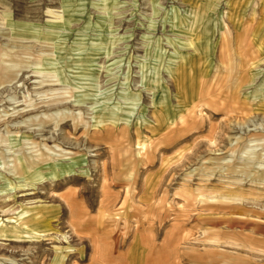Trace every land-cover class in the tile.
<instances>
[{
  "label": "rangeland",
  "instance_id": "rangeland-1",
  "mask_svg": "<svg viewBox=\"0 0 264 264\" xmlns=\"http://www.w3.org/2000/svg\"><path fill=\"white\" fill-rule=\"evenodd\" d=\"M0 74V264H264V0H0Z\"/></svg>",
  "mask_w": 264,
  "mask_h": 264
},
{
  "label": "bare ground",
  "instance_id": "bare-ground-1",
  "mask_svg": "<svg viewBox=\"0 0 264 264\" xmlns=\"http://www.w3.org/2000/svg\"><path fill=\"white\" fill-rule=\"evenodd\" d=\"M261 3V2H260ZM224 29V28H223ZM237 54H238V59H236L235 60V64H236V66L238 67L237 68V73L240 75L241 74V72H242V70L245 68V66H246V63H247V61H245L246 60V56L243 54V53H240V52H237ZM250 64V63H249ZM204 68V67H203ZM203 68H201V69H203ZM177 70H180L179 71V75H178V78L182 81L180 84L182 85H184V83H183V81H184V79H185V77H187V74H186V72L187 71H185V69H183V66L181 65V66H179L178 68H176ZM173 70H174V68H173ZM4 74H7V72H5L4 71ZM1 75V74H0ZM182 87V86H181ZM180 87V88H181ZM231 96V95H230ZM229 96V97H230ZM193 106H191V108H192ZM233 107V109L235 110L236 109V107H235V105L234 106H232ZM185 111V110H184ZM204 111V110H203ZM190 115V113H187L185 116H182V115H178V117L176 118H171L170 120H171V122H170V124H167V125H165L164 127H162V129H161V127H160V131H165V130H170L171 128H173L172 130H173V132L176 130L175 128L177 127V129H178V122H179V124H181V131L182 130H184L183 128L185 127L186 128V126H187V118H188V116ZM213 115V114H212ZM180 117V121H178V118ZM112 120H113V122H119V121H122V122H124V124H126V125H129L128 123V121H129V119H126V121H125V118H120L119 116H117V115H115L114 113H113V115H112V118H111ZM210 119V118H209ZM206 120H207V118H206ZM211 120V119H210ZM103 122H104V119H101V118H97L96 119V125H98V126H100V125H102L103 124ZM207 122V121H206ZM105 126V125H104ZM205 127V126H204ZM155 128V127H154ZM153 128V129H154ZM156 130H159V129H157L156 128ZM158 132V131H157ZM163 134V133H162ZM168 135V134H167ZM167 135H163L164 137L165 136H167ZM170 138H171V136H169ZM170 138H167V139H170ZM214 140V139H213ZM138 152H139V154L141 153L140 152V150H142L143 148H141V147H138ZM81 162V161H80ZM80 162H78V163H80ZM77 162H72V163H69L68 165H66V164H64V165H62L61 164V174L62 173H67V172H71V171H74V165L76 164ZM102 166V165H101ZM246 166H248V164L246 165ZM245 166V167H246ZM60 168V167H59ZM81 169H83V168H81ZM85 172H88L87 171V169H85ZM105 176V175H104ZM129 178V177H128ZM144 179H145V177H144ZM63 197V199H64V201L66 202V204H67V206H68V209L70 210V216H71V224L74 226L75 224L74 223H76V222H80V220L83 218V215L86 213V209H84V207L81 205V206H79V204L77 203V198L75 197V194H71V195H68V196H62ZM109 204V202H106V205H108ZM85 212V213H84ZM39 214V213H38ZM37 214V215H38ZM30 217V219H35V215H31V216H29ZM140 221H142L141 219H140ZM24 222H26V223H29V220H25ZM32 229V228H31ZM76 230V229H75ZM77 231V230H76ZM75 232V231H74ZM135 234V233H134ZM133 234V235H134ZM136 236V235H135ZM135 242H136V244L138 245L139 244V242H140V240H138V238H136L135 239ZM140 245V244H139ZM133 246V245H132ZM138 251V250H137ZM131 253V252H130ZM135 254V253H134ZM131 256V255H130ZM126 264H138V261L135 259V258H128V260L126 261Z\"/></svg>",
  "mask_w": 264,
  "mask_h": 264
}]
</instances>
